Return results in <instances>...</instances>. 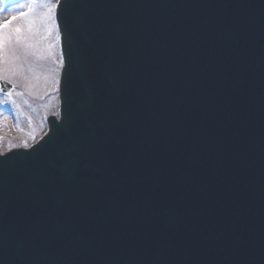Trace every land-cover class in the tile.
<instances>
[{
	"label": "water",
	"instance_id": "obj_1",
	"mask_svg": "<svg viewBox=\"0 0 264 264\" xmlns=\"http://www.w3.org/2000/svg\"><path fill=\"white\" fill-rule=\"evenodd\" d=\"M57 10L65 62L60 121L48 119V134L32 150L0 157V197L12 189L9 174L20 167L40 173L48 189L39 202L30 201L37 206L32 235L18 224L9 228L0 204V264H37L42 249L55 252L53 232L62 264H121L107 256L113 232L99 221L97 229L80 232L79 243L78 230L54 229L68 212L93 211L96 185L115 194L98 206L117 204L122 217L134 209L118 205L116 194L142 202L137 191L166 211L170 205L197 223L201 217L200 237L191 224H170L169 217L155 228L193 252L219 235L202 251L207 264H264V101L206 87L234 89L250 76L264 78V0H62ZM102 19L112 20V37H99L87 60L80 45L92 42L100 23L89 21ZM159 26L163 31L153 32ZM138 76L154 84L155 102ZM9 87L0 80L1 91ZM7 199L24 198L11 192ZM145 210L155 214L153 207ZM152 223L140 219L135 226ZM142 235L128 227L118 243L123 249L127 237L142 241Z\"/></svg>",
	"mask_w": 264,
	"mask_h": 264
},
{
	"label": "rangeland",
	"instance_id": "obj_2",
	"mask_svg": "<svg viewBox=\"0 0 264 264\" xmlns=\"http://www.w3.org/2000/svg\"><path fill=\"white\" fill-rule=\"evenodd\" d=\"M56 2L0 0V25L16 17L0 27V77L13 86L0 93V153L37 142L47 131L46 118L58 114L62 62Z\"/></svg>",
	"mask_w": 264,
	"mask_h": 264
},
{
	"label": "snow or ice",
	"instance_id": "obj_3",
	"mask_svg": "<svg viewBox=\"0 0 264 264\" xmlns=\"http://www.w3.org/2000/svg\"><path fill=\"white\" fill-rule=\"evenodd\" d=\"M29 10H31V9H29ZM20 15H24V13L21 12ZM15 19H16V17L13 16V17L11 18V20H7V21H5L3 25H0V27H2V26H7L8 24L11 23L12 20H15ZM16 31H19V29H17ZM66 67H67V64H66ZM0 162H2V161H0Z\"/></svg>",
	"mask_w": 264,
	"mask_h": 264
}]
</instances>
